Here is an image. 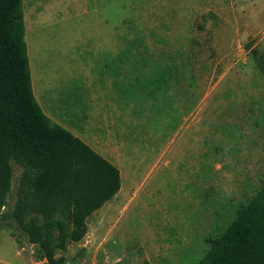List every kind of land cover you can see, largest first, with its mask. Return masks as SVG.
I'll return each mask as SVG.
<instances>
[{
    "label": "rangeland",
    "instance_id": "374dc122",
    "mask_svg": "<svg viewBox=\"0 0 264 264\" xmlns=\"http://www.w3.org/2000/svg\"><path fill=\"white\" fill-rule=\"evenodd\" d=\"M22 11L42 110L58 103L59 119L87 124L123 177L56 256L196 264L264 183V77L251 53L264 48V0H22ZM0 264L47 262L0 219Z\"/></svg>",
    "mask_w": 264,
    "mask_h": 264
},
{
    "label": "trees",
    "instance_id": "16d2710c",
    "mask_svg": "<svg viewBox=\"0 0 264 264\" xmlns=\"http://www.w3.org/2000/svg\"><path fill=\"white\" fill-rule=\"evenodd\" d=\"M251 53L264 77V48ZM11 162L21 174L9 207ZM120 185L113 163L41 110L32 92L22 0H0V219L35 247L37 258L65 264L57 250L85 235L87 218ZM196 264H264V183Z\"/></svg>",
    "mask_w": 264,
    "mask_h": 264
},
{
    "label": "crops",
    "instance_id": "0c3cea01",
    "mask_svg": "<svg viewBox=\"0 0 264 264\" xmlns=\"http://www.w3.org/2000/svg\"><path fill=\"white\" fill-rule=\"evenodd\" d=\"M115 58V57H114ZM115 67V66H114ZM152 72V71H151ZM150 75H152V73H150ZM178 75H179V73H178ZM31 76V75H30ZM173 76H174V73H173ZM97 81V80H96ZM98 82V81H97ZM111 83H112V81H111ZM100 83L98 82V85H99ZM111 85V84H110ZM31 86H32V89H33V84H32V80H31ZM32 92H33V90H32ZM33 95H34V98H35V100L37 101V99H36V95H35V93L33 92ZM52 100H53V97L51 96V98H50V101L52 102ZM58 100V99H57ZM163 101V100H162ZM37 103H38V101H37ZM39 103H40V101H39ZM38 103V104H39ZM41 104V103H40ZM40 104H39V106H40ZM41 106H42V104H41ZM41 106H40V108H41ZM55 109L53 108V110L51 109L50 111H51V114L48 112L47 113V111L45 110V111H43L42 110V108H41V110L44 112V114L52 121V122H54V123H56V124H58V125H60V126H62V127H64L65 129H67V130H69L72 134H75V136H77L78 138H80L82 141H84L85 143H87L91 148H93L96 152H98V151H100V149L99 148H97L95 145H92V144H90L88 141V139H87V133H86V128L88 129L89 128V126L87 125V124H85V123H82V125H78V123L77 124H75V126H73V125H71L70 124V121L68 120V119H65V120H61V119H59L58 118V115H60V114H62L61 113V111L60 110H58V108H61L60 106H59V104L57 103V104H55ZM84 125V126H83ZM106 131V130H105ZM105 131L103 132L104 134H102L101 133V136L99 137L98 136V134H99V132H98V130L96 129V128H94L93 129V134L97 137V139L98 140H103L104 138H106L108 135H110L111 133H110V131H109V133H105ZM102 151V153H100V152H98L100 155H102L104 158H108V159H110L109 157H110V154H108L105 150H101ZM114 151V150H113ZM112 157V156H111ZM107 159V160H108ZM108 161H110V160H108ZM111 163H113L118 169H119V172H120V181H121V174H122V171H121V169H120V167L114 162V161H110ZM122 186H123V177H122V182H121V185H120V189L118 190V192L110 199V200H108V201H111V200H113V198L115 197H117V195L119 194V192L122 190ZM114 198V199H115ZM107 201V202H108ZM107 202H105V203H107ZM104 203V204H105ZM103 204V205H104Z\"/></svg>",
    "mask_w": 264,
    "mask_h": 264
}]
</instances>
